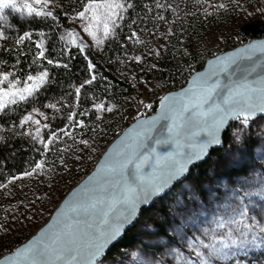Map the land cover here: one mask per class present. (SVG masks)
<instances>
[{
    "label": "rangeland",
    "instance_id": "obj_1",
    "mask_svg": "<svg viewBox=\"0 0 264 264\" xmlns=\"http://www.w3.org/2000/svg\"><path fill=\"white\" fill-rule=\"evenodd\" d=\"M67 1L70 4L67 41L98 52L122 19L117 18L108 36L100 31L94 39L85 31L88 20L78 15L84 11L88 0ZM174 1L179 6L174 15L158 17L153 19L155 24L138 27L135 43L119 60L116 71L132 82L133 87L121 101L96 102L93 115L85 105L76 104L66 123L47 135L43 130L47 125V112L34 110L23 117L22 122L32 116V120L22 124L38 138L42 155L34 166L0 182V257L35 233L65 193L93 168L106 146L120 133L119 116L124 111L145 109L155 102L157 96L170 87L169 77L173 71L187 67L190 62L197 64L213 52L229 49L248 31L264 33V0H191L192 5L186 0ZM57 2L50 0L44 12ZM121 2L125 6L120 10L123 18L127 3ZM187 8L192 9L195 16L192 28L185 22L181 24ZM165 54L167 56L162 58ZM160 69L167 74L161 75ZM44 72L21 78L13 70L0 69V78L8 77L0 88L7 89L9 84L15 83L16 88L22 89L26 83H33L28 80L29 76ZM99 104L104 108L98 109ZM234 123L230 126L231 139L224 157L227 165L240 166L244 162L242 168L246 172L228 178L219 165L210 168L207 180L200 186L184 179L164 200L169 213V221L165 222L168 237L158 232L156 215L148 214L136 228L139 242L98 264H264V232L260 231L264 228V116ZM38 163H42V167L37 169ZM29 172L32 174L25 175ZM221 224L224 226L220 227ZM245 224L251 226V231L244 228ZM238 229L246 232L242 245ZM253 236L256 237L254 242ZM232 239H236L237 244L232 245ZM222 241L229 247L222 248ZM214 247L220 250L215 255Z\"/></svg>",
    "mask_w": 264,
    "mask_h": 264
},
{
    "label": "water",
    "instance_id": "obj_2",
    "mask_svg": "<svg viewBox=\"0 0 264 264\" xmlns=\"http://www.w3.org/2000/svg\"><path fill=\"white\" fill-rule=\"evenodd\" d=\"M255 105L245 117L237 109ZM264 36L205 60L154 114L117 134L35 233L0 264H98L141 212L224 145L238 120L263 117ZM113 233H115L113 235Z\"/></svg>",
    "mask_w": 264,
    "mask_h": 264
},
{
    "label": "trees",
    "instance_id": "obj_3",
    "mask_svg": "<svg viewBox=\"0 0 264 264\" xmlns=\"http://www.w3.org/2000/svg\"><path fill=\"white\" fill-rule=\"evenodd\" d=\"M123 1L127 3L124 16L112 36L103 41L98 52L82 49L67 41L65 33L70 17V4L67 0H58L51 10L46 11L51 12V16L4 10L1 23L3 38L0 41V69L13 70L21 78L40 71H45L47 76L44 83L31 95L6 105L0 111V182L27 170L41 159L42 147L38 138L22 124V119L27 113L34 110L47 112L48 126L43 129L47 135L66 123L76 104L85 105L93 115L94 103L111 99L121 101L133 90L132 82L116 71L119 60L135 43V34L139 33L138 27L151 25L152 22L155 24L153 19L158 17L173 16L179 6L174 0ZM186 1L193 4L191 0ZM184 10L186 12L181 24L185 22L187 26L194 27L195 16L192 9ZM41 51L43 56L39 55ZM166 54L162 55V58H165ZM181 69L172 72L170 82L176 79ZM160 71L161 75L167 74L166 70ZM119 122L121 125L122 114L119 116ZM230 126L223 135V147L213 150L205 161L192 168L185 180L190 179L195 186H200L207 180L210 168L219 165L228 178L246 172L242 168L245 166L244 162L240 166H231L227 165L224 157V151L231 139ZM182 182L143 210L134 227L125 232L123 238L110 248L104 259H112L120 250L135 246L139 242L140 235L136 228L138 222L148 214L156 215L159 221L155 223L158 232L168 237L165 222L169 221V213L164 200Z\"/></svg>",
    "mask_w": 264,
    "mask_h": 264
},
{
    "label": "snow or ice",
    "instance_id": "obj_4",
    "mask_svg": "<svg viewBox=\"0 0 264 264\" xmlns=\"http://www.w3.org/2000/svg\"><path fill=\"white\" fill-rule=\"evenodd\" d=\"M50 3V0H0V21H3L4 16L2 15L5 9H13L16 11H19L21 9H26L27 13L29 15L35 14L37 16L40 15H48L51 16V12H44V8L48 6ZM39 6V7H37ZM124 4L121 2V0H88V3L84 6V11L80 12L78 15L79 17L88 20V26L85 28V31L89 32V34L95 39L97 36V32L102 31L103 35L106 37L108 36L111 31L113 30V26L115 25V22L117 18H121L120 16V10L124 8ZM220 7H224V5H220ZM27 35V34H25ZM0 37H3V32H0ZM23 39V37H21ZM75 42V41H73ZM100 41H98L99 43ZM40 56H43V51L39 53ZM137 60L140 58L137 57ZM49 63H52V61H49ZM91 67V65H90ZM47 76V73H41L39 76L32 77L29 76L28 80L33 81L32 84H25L24 88L19 89L16 88L15 83L9 84L8 88H0V110H3L6 106V104H13L16 103V98L18 97L19 100H24L27 95H31L33 91L40 86L44 82L45 77ZM95 77H93L94 79ZM8 79L7 75L0 78V84H2L4 81ZM86 83H91V81H86ZM79 92V89H77V93ZM50 107H55V105H50ZM98 109H103L104 105L99 104L96 105ZM255 107V105L251 103H245L242 106H240L236 111L237 115H243L245 119L250 114V110ZM108 111H111V108L107 109ZM261 110H264L262 108ZM32 116H27L24 118L23 122H27L29 120H32ZM22 122V123H23ZM34 123L39 124V121H34ZM47 127V125H45ZM40 129H36V135L39 136ZM84 143H87L86 141ZM47 147V144L45 145ZM42 163H38L36 165V168H41ZM35 171V169L33 170ZM32 173H25V175H31ZM242 223V222H240ZM224 225L221 224L220 227H223ZM244 228L248 231H251V226L245 224ZM240 241L239 243L242 245L245 242L246 239V232L244 230H240ZM261 232H264V228L260 229ZM115 233H113L114 235ZM253 242L256 240V237L253 236L252 238ZM232 245L237 244L236 239H232L230 241ZM222 248L229 247L228 243L221 242ZM219 249L213 248V255H215Z\"/></svg>",
    "mask_w": 264,
    "mask_h": 264
},
{
    "label": "built area",
    "instance_id": "obj_5",
    "mask_svg": "<svg viewBox=\"0 0 264 264\" xmlns=\"http://www.w3.org/2000/svg\"><path fill=\"white\" fill-rule=\"evenodd\" d=\"M263 36H264V33L255 34V33H252L250 31H248L246 34L241 36V38L238 39L234 44H232L231 47H229V49L230 48H234V47H236L238 45H241V44H245V43H247V42H249V41H251L253 39L261 38ZM223 51L224 50L222 49L221 51L213 52L212 54L202 58L197 64H194L193 62H190L187 67L181 69V71L179 72V74L176 77V79L171 82L170 87L167 88V90L165 92L176 90V89H179V88L183 87L187 83V80L189 79V77L194 72H196L197 70H199V69H201L203 67V64H204L206 59H208L209 57L215 56V55H217V54H219V53H221ZM165 92L159 94L157 96V98H156V101L152 102L145 109L144 108H141V109L129 108L128 110L124 111L122 113V123H121V128H120L119 132H121L125 127H127L130 123H132L136 119L148 117V116L154 114L155 111L158 108L160 98L162 97V95ZM11 251L12 250H10L9 252H11Z\"/></svg>",
    "mask_w": 264,
    "mask_h": 264
}]
</instances>
